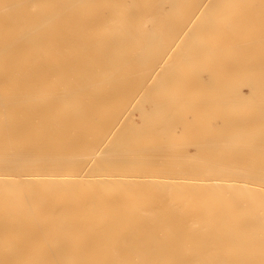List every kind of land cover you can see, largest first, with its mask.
<instances>
[{"label":"bare ground","instance_id":"6f19581e","mask_svg":"<svg viewBox=\"0 0 264 264\" xmlns=\"http://www.w3.org/2000/svg\"><path fill=\"white\" fill-rule=\"evenodd\" d=\"M0 264H264V0H0Z\"/></svg>","mask_w":264,"mask_h":264},{"label":"rangeland","instance_id":"374dc122","mask_svg":"<svg viewBox=\"0 0 264 264\" xmlns=\"http://www.w3.org/2000/svg\"><path fill=\"white\" fill-rule=\"evenodd\" d=\"M5 17L4 14L0 15V21L2 20V18Z\"/></svg>","mask_w":264,"mask_h":264}]
</instances>
